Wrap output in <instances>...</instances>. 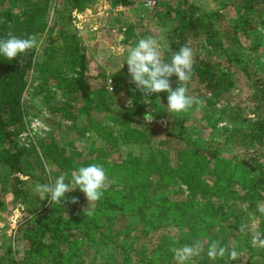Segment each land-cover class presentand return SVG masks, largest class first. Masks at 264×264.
I'll use <instances>...</instances> for the list:
<instances>
[{
  "label": "rangeland",
  "instance_id": "374dc122",
  "mask_svg": "<svg viewBox=\"0 0 264 264\" xmlns=\"http://www.w3.org/2000/svg\"><path fill=\"white\" fill-rule=\"evenodd\" d=\"M129 1L131 5L124 6L116 3V0H81V6L78 9L73 8L74 4L71 0H51L49 3L47 28H53V30L45 31L47 39H43V42L46 41L45 46L50 45L53 38H56L57 34L63 30L61 28L63 26L68 32L73 31L76 34L77 46L81 54L86 56V76L91 85V91L88 98H85L68 87L70 83L65 78H76L79 72L77 68L70 65L72 63L68 61V57H62L60 62H55L51 68L46 69L55 72L62 68V71L57 73L60 77L58 80L48 79L47 75H42L47 84L42 83L43 80L37 71L38 65L42 62L41 57L37 54L33 58L36 65L29 72L28 87L24 95L25 127L19 135L13 137V143L6 145V148L16 147L29 152L28 159L24 157L23 161L25 164H30V172L34 177L31 181L29 178L23 179L20 186L24 195L21 199H15L10 191L12 177L8 169L0 162V264L30 262L27 253L31 246L23 237L24 226L28 223L30 226L28 228L32 229L43 215L50 212L52 204H49L48 199H41L34 191L35 185L54 182L60 175L67 174L61 173L47 160L42 161L45 145L60 147L65 151V156L75 155L78 165L87 159L86 155L92 148L102 149L105 154L102 159L110 165L129 156L147 160L151 152L154 154L160 152V157L166 152L170 165L176 171L181 165L185 172H176L177 183L169 186L167 193L161 197L170 196L171 201L164 206L160 202L158 205H150L149 214H160L161 210H165L168 214L176 215L179 222L190 224V229H197V234L205 231L206 227L201 220L209 222L212 219L210 216L214 213V205L217 201L211 195L205 196L200 192L196 193L197 195H191L187 187L180 182L181 176L190 175L194 165L191 157L187 158V155L179 152L193 146L200 151L217 154L219 159H231L232 164H236L241 159L240 156L247 155L245 149L234 148L232 142L229 141L228 144L225 140L233 129L247 126L264 116V102L259 93V90L263 88L260 78L264 77V69H262L264 68V5L257 7L256 16L258 17L255 18L259 23L256 24L250 36L242 40H234L230 34L233 24L231 14L234 15L236 10L234 11V7H229L228 10L227 7H223L225 6L223 0ZM10 2L11 0H0V8H7ZM186 3L196 5L203 10V13L218 12L220 14L215 16L216 18L213 17L215 28L219 33L217 39L210 43L204 38H188L186 45L193 49L194 58L201 56L211 60L233 80L232 88L218 99H214L215 96L204 89L202 76L193 73L192 79L183 85L188 88L189 94L193 97L198 98L201 91L207 95L206 98L214 101L212 110L206 118L203 117V112L207 103L202 107H193L186 114L168 113L167 106L164 105L167 102L168 93L152 94L146 98L132 82L126 64L127 54L137 41L150 36L157 37L166 45L162 49L163 58L170 62L172 54L167 53L169 44L166 34L176 26L171 13L187 10ZM199 15L200 13H197L196 16ZM253 47L257 49L252 50ZM257 57L255 66L253 62L251 63V58L255 61ZM255 72L256 76H253ZM250 73L252 77L248 76ZM171 83L175 89L182 82L173 76ZM146 99L148 102H145ZM126 114L133 116L136 120L131 123V128L144 136L137 143L135 138L126 136L121 131L119 120H122V116ZM234 116L238 118L236 123H233ZM105 131L112 132L114 139L118 135H125L131 140V144L126 143L127 139H124L112 148L110 144L114 139L108 141L107 138L98 134V132L105 134ZM254 149L249 152L253 153ZM180 155H182L181 158ZM214 164H217V160ZM213 167L212 164L203 168L199 176V180L208 186H213L215 182ZM194 187L200 190L198 184H194ZM233 189L237 190L240 196L247 194L250 190L244 188V184H236ZM71 192H77L81 205L72 206L71 210L63 211L65 224L67 223L65 219L71 218L74 209L86 210L90 206L85 194L79 188ZM221 199L224 200L222 196ZM250 202L254 205L253 207L250 206ZM147 204L140 200L132 207L127 206L126 213H130L127 209L133 210L131 212L147 210L144 208ZM237 204L244 213L240 226L243 227L242 232L246 236L248 245L258 249L264 255V249L259 242L254 243L255 238L264 237V232L261 231L264 212L259 210L264 207V201L255 198L245 202L239 200ZM233 210L237 211L238 208ZM174 216L170 217L171 220H175ZM126 218H128L127 215L123 216L122 225L130 230L128 236L132 244L131 258L134 264H151L149 260L153 264H161L163 255L171 252L172 247H176L172 244L175 241L174 238L167 237L168 239L163 241L164 248L160 250L153 242V238L155 234L156 237L164 235L162 228L153 229L147 233L145 232L146 221L139 222L137 217L131 220ZM234 221L235 218L230 217L228 224L237 225ZM226 225L227 223L223 224V226ZM66 228L68 230V223ZM77 231V228L68 230L71 233L70 238H77ZM212 231L217 232L218 228ZM231 231L233 233L229 236V244L234 251L244 241L245 236L238 234L237 231ZM175 234H171L170 231L165 233L167 236H175ZM238 236L240 239H237ZM205 243L206 241L203 245ZM91 245L93 244L88 246L87 260L94 259L97 250L101 248ZM62 246H65V243ZM109 250L112 249L109 248ZM44 256L45 253L40 257L41 261L46 260ZM152 256L156 257L153 259ZM259 257L262 255L259 254ZM259 257L250 256L248 249L243 248L237 253L235 261L226 260L228 262L225 264H257L256 259ZM170 259L173 264H176L173 255H170ZM261 261H264V258H261ZM48 263H51V259Z\"/></svg>",
  "mask_w": 264,
  "mask_h": 264
},
{
  "label": "trees",
  "instance_id": "16d2710c",
  "mask_svg": "<svg viewBox=\"0 0 264 264\" xmlns=\"http://www.w3.org/2000/svg\"><path fill=\"white\" fill-rule=\"evenodd\" d=\"M50 1L11 0L7 8H0V38H6L8 33L18 37L35 34L43 45V50L40 48L39 51L31 50L26 54L19 55L12 61L0 55V162L8 169V173L12 177L10 191L15 199H21L24 195L20 186L23 179L29 178L31 181L34 177L30 172V164H25L23 161L24 157L28 159L29 152L16 147L6 148V145L13 143V137L19 135L25 127L24 95L28 87L29 72L36 65L33 58L37 54L41 57L42 62L38 65L37 71L43 80L42 83L47 84L42 75H47L48 79L58 80L60 77L57 73L61 72L62 68L55 72L46 69L51 68L55 62H60L62 57H68V61L72 63L70 65L79 71L78 77L65 78L70 83L68 87L85 98H88L91 91V85L86 76V56L81 54L77 46L76 34L73 31L68 32L63 26L61 27L63 30L57 34L56 38H53L50 45L45 46L46 41L43 42V39H47L45 31L53 30V28H47ZM223 2L225 3L223 7H227V10L229 7H234V11L236 10L234 15L231 14L233 19L230 30L231 36L234 40L249 37L256 24L259 23L255 18L258 17L256 16L257 7L264 5V0H223ZM71 3L74 4L73 8L75 9L81 6V0H71ZM116 3L124 6L131 5L129 0H116ZM186 5L187 10L171 13L176 26L166 34V40L169 44L168 54L179 51L182 46L186 45L188 38H204L211 43L219 37L213 18L220 15L218 12L203 13V10L196 5L188 3ZM197 13L200 15L196 16ZM220 17L224 18V16ZM256 49L257 47L252 48V50ZM256 59L253 61L251 58V63L253 62L255 66L258 57ZM193 68L194 74L203 77L204 89L213 94L214 99L221 97L233 86L232 78L207 58L195 56ZM251 74L248 76L252 77L256 72ZM260 81H262L263 88L261 91L259 90V93L264 102V77L260 78ZM206 97L207 95L200 91L198 98L203 101V105L207 103L204 107V118L208 117L212 110L211 106L214 105V101ZM166 103L164 104L165 107L167 106ZM234 117L233 123H236L238 118L237 116ZM121 119L119 120L121 131L126 136L135 138V143L144 137L139 131L131 128V123L136 121L133 116L126 114ZM187 120L189 119L187 118ZM228 131L230 132V130ZM98 134L107 138L108 141L114 139L112 132L105 131V134L102 132H98ZM125 135H118L111 142V147L115 148L113 146L120 141L123 142L124 139H127L126 143L131 144V140ZM229 141L232 142V147H242L247 152V155L240 156L241 159L236 164H232L231 159H219L217 154L206 153L193 146L188 150L179 152L182 155H187V158L191 157L194 165V169L190 170V175L181 176L180 182L187 187V191L191 195H197L196 193L200 192L205 196L211 195L217 201L214 205V213L210 216L212 219L209 222L201 220L206 229L200 234H197V229H190V224L179 222V219L175 217L176 215L168 214L165 210H161L160 214H149L150 205H158L160 202L164 206L171 201L170 196L161 197L167 193L169 186L177 183L175 180L176 172H185L181 165L177 171L170 165L166 152L161 157L159 156L160 152L158 154L151 152L147 160L142 157L129 156L110 165L102 159L105 156L102 149L95 150L92 148L86 155L87 159L78 165L75 161V155H72L73 157L65 156V151L60 147L45 145L42 161L47 160L61 173H67L66 182L71 180V173L79 167L100 164L103 165L108 175L109 184L103 198L91 208V215H87L85 210L79 208L72 211L71 218L65 219L68 223V230L78 229L77 238H70L71 233L68 232L67 223L65 224L63 220V211L71 210L72 206L81 205V200L78 203L71 202L73 197H78L77 192L66 193L67 200L62 201V205L53 202L50 206V212H47L45 216L43 215L32 229L28 228L30 226L27 223L24 226L25 232L22 233L24 239L28 240L31 246L27 253L30 262L27 264H49V259H51L50 264H134V260L131 258L132 244L128 236L130 230L122 225V218L126 215L128 216L126 219L129 220L137 217L139 222L146 221L145 232L147 233L158 228H162L165 233L167 231H170L171 234L176 233L175 236H167L164 233L162 237H156L155 231L153 232V235L155 234L153 242L158 245L160 250L164 248L163 241L168 239L167 237L174 238L175 241L172 244L176 247L198 241L204 244L206 241L204 251L201 255L194 257L190 264H210V262L225 264L228 262L226 260L230 261L231 258L227 255L223 259H209L207 247L212 241L220 240L222 245L227 246L232 251L229 244V236L233 233L231 230L245 236L240 226L241 217L244 216V213L239 209L237 202L239 200L242 202L251 201L255 198L264 201V116L247 126L233 129L228 134L225 143L229 144ZM253 148H255L254 152L250 153L249 150ZM216 160L217 164H214ZM212 164L214 165L215 182L213 186H208L199 180V176L203 168ZM194 184H198L200 190H196ZM236 184H244V188L250 190L247 194L240 196L238 191L233 189ZM221 196L224 200H220ZM140 200L148 203L144 207L147 210L131 212L133 210L127 209V212L130 213H126L127 206L131 205L132 207ZM219 201H221L220 204ZM250 206L253 207L254 205L250 202ZM234 208H238V210L234 211ZM171 216H174L175 220H171ZM230 217L235 218L234 223L237 225L228 224ZM224 223L227 225L223 226ZM214 228H218V231L213 232ZM261 228V231L264 232V221ZM262 238L264 237L262 236ZM237 239H240V236ZM64 243L65 246H62ZM90 244L98 249L101 248L97 250L94 259L87 260L86 254ZM243 248L248 249L250 256L259 257L261 254L262 257L257 258L256 263L264 264V261H261L264 255L258 249L248 245L246 236L234 251L237 254ZM155 251L158 252V250ZM44 253L46 260L41 261L40 257ZM48 255L50 256L48 257ZM170 255L173 253L164 254L160 263L173 264ZM154 257L156 256H152L153 259ZM231 260L235 261V259ZM149 263L153 264L150 260Z\"/></svg>",
  "mask_w": 264,
  "mask_h": 264
},
{
  "label": "clouds",
  "instance_id": "9594fccd",
  "mask_svg": "<svg viewBox=\"0 0 264 264\" xmlns=\"http://www.w3.org/2000/svg\"><path fill=\"white\" fill-rule=\"evenodd\" d=\"M41 42L33 34L27 37H18L8 33L6 38H0V55L12 61L19 55L26 54L31 50L39 51ZM166 45L157 37L141 38L127 54L126 64L132 82L147 98L152 94L162 92L167 95L168 113H187L193 107H202L203 101L189 94L188 88L183 86L192 79L194 71V52L187 45L182 46L179 51L171 56L170 62L163 58L162 49ZM178 78V87L173 89L171 78ZM145 102H148L147 99ZM108 175L100 164H90L81 166L71 173V182H66V174L57 177L54 182L36 184L34 191L39 194L42 200L48 199L49 204L57 203L62 205L66 201V193L79 188L89 201V207L85 210L87 215H91L92 206L100 201L108 187ZM72 203H78V198L73 197ZM264 212V207L259 209ZM243 231V227L241 228ZM259 242L264 247V238H255L254 243ZM176 264H190L194 257L201 255L204 245L201 242L185 244L180 247H172ZM231 259L236 258V252L222 245L220 240L212 241L207 247L209 259H223L225 256Z\"/></svg>",
  "mask_w": 264,
  "mask_h": 264
}]
</instances>
